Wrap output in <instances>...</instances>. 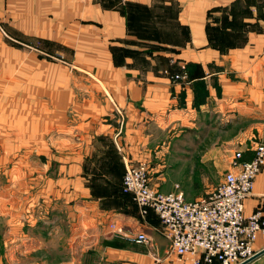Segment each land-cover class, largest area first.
<instances>
[{
	"label": "crops",
	"instance_id": "crops-1",
	"mask_svg": "<svg viewBox=\"0 0 264 264\" xmlns=\"http://www.w3.org/2000/svg\"><path fill=\"white\" fill-rule=\"evenodd\" d=\"M3 31L59 62L29 57L15 73L22 46ZM0 32V264H192L123 178L147 162L153 188L171 192L168 171L211 158L223 139L253 157L264 0H0ZM257 208L264 170L246 200L247 214Z\"/></svg>",
	"mask_w": 264,
	"mask_h": 264
},
{
	"label": "built area",
	"instance_id": "built-area-1",
	"mask_svg": "<svg viewBox=\"0 0 264 264\" xmlns=\"http://www.w3.org/2000/svg\"><path fill=\"white\" fill-rule=\"evenodd\" d=\"M243 158V151L237 150L224 179L197 200H187L179 188L172 192L153 188L147 162L126 167L123 189L133 195L142 216L151 211L158 216L171 253L179 258L191 256L192 264H240L257 253L255 242L264 232L263 210L246 213V200L264 170V137L255 146L253 157ZM133 240L149 243L151 237L139 232Z\"/></svg>",
	"mask_w": 264,
	"mask_h": 264
},
{
	"label": "rangeland",
	"instance_id": "rangeland-1",
	"mask_svg": "<svg viewBox=\"0 0 264 264\" xmlns=\"http://www.w3.org/2000/svg\"><path fill=\"white\" fill-rule=\"evenodd\" d=\"M2 35L7 41V44L9 45L20 44L22 46V48H20L22 61H21L20 66L15 70V73L18 72V69L20 70L23 65L28 63L27 59L29 57H44V58H48L49 60L51 59L53 61L59 62L58 56L48 55V53L45 52L44 50L37 49V48L33 49L25 44L15 42L11 38L7 37L8 35L5 32ZM8 55H12V53H9ZM43 68H44L43 65L37 64V71L39 69L43 70ZM11 132L12 130H9L7 133L10 134ZM7 138H8V135L5 140H7ZM212 139H213L212 140L213 144H215V142L222 140L221 136H217V134L215 135V133H213ZM231 140L226 139V142H225V139H223L222 140L223 142H220L218 145L213 146L212 144L213 154L211 158L207 157V159H204L205 156L202 154L204 153L202 150L201 155L198 154L190 162L183 163V164H190V167L186 166L182 169H178L177 171H174V169H171L170 171H168L171 175L177 173V175L170 176L167 178L172 183L177 182V184L174 185V190L172 191H175L178 188L183 189L188 200H194L202 195L207 194L209 191H211L217 184H219L222 181L224 175L227 172V165L228 163L231 162L234 156V153L237 150H241V147L238 146L235 142H232ZM201 146L203 148L204 145H201ZM176 167L177 165H174L171 168H176ZM151 242L152 241H150L148 245Z\"/></svg>",
	"mask_w": 264,
	"mask_h": 264
},
{
	"label": "water",
	"instance_id": "water-1",
	"mask_svg": "<svg viewBox=\"0 0 264 264\" xmlns=\"http://www.w3.org/2000/svg\"><path fill=\"white\" fill-rule=\"evenodd\" d=\"M263 253H264V249L261 250V251H258L253 257L249 258L248 260H246V261H244V262H242V263H240V264H247V263H249L250 261H252V260H254L255 258H257L258 256H260L261 254H263Z\"/></svg>",
	"mask_w": 264,
	"mask_h": 264
},
{
	"label": "trees",
	"instance_id": "trees-1",
	"mask_svg": "<svg viewBox=\"0 0 264 264\" xmlns=\"http://www.w3.org/2000/svg\"><path fill=\"white\" fill-rule=\"evenodd\" d=\"M122 190H123V193H125V194L131 196V198L133 199V195H132V194H130V193L124 191V189H123V182H122ZM133 201L135 202L134 199H133ZM135 203H136V202H135ZM136 204H137V203H136Z\"/></svg>",
	"mask_w": 264,
	"mask_h": 264
}]
</instances>
